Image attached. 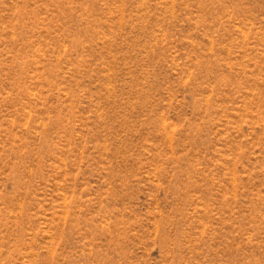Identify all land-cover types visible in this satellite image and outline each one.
Masks as SVG:
<instances>
[{"label": "rangeland", "instance_id": "1", "mask_svg": "<svg viewBox=\"0 0 264 264\" xmlns=\"http://www.w3.org/2000/svg\"><path fill=\"white\" fill-rule=\"evenodd\" d=\"M0 264H264V0H0Z\"/></svg>", "mask_w": 264, "mask_h": 264}]
</instances>
